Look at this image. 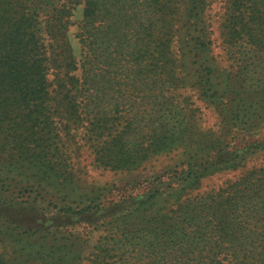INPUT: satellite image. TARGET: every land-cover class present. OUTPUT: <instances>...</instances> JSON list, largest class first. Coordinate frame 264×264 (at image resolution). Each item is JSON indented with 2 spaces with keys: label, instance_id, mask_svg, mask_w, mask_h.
<instances>
[{
  "label": "trees",
  "instance_id": "obj_1",
  "mask_svg": "<svg viewBox=\"0 0 264 264\" xmlns=\"http://www.w3.org/2000/svg\"><path fill=\"white\" fill-rule=\"evenodd\" d=\"M213 2L0 0V264H75V225L105 232L89 264H264V164L197 191L264 154V0ZM77 137L104 169L176 159L77 195Z\"/></svg>",
  "mask_w": 264,
  "mask_h": 264
},
{
  "label": "rangeland",
  "instance_id": "obj_2",
  "mask_svg": "<svg viewBox=\"0 0 264 264\" xmlns=\"http://www.w3.org/2000/svg\"><path fill=\"white\" fill-rule=\"evenodd\" d=\"M221 2L220 0H214L212 3V12L219 10ZM79 15V11H78ZM73 29V28H72ZM71 29V30H72ZM74 31V29H73ZM215 35V33L213 34ZM71 40L74 45L75 50H79V45L77 43V38H75L74 34H71ZM215 52L219 53L220 58L223 60V55L220 52L218 47H215ZM223 65H226L227 62L223 61ZM194 99L195 104L200 108L204 124L208 126L215 125L216 122V116L213 111V109L208 106L205 102L201 101L200 99H196L195 95L192 97ZM77 142L78 147H80L77 151L71 152V159L76 169V179L78 181V187L76 194H82L85 193L88 190L92 189H98L101 187H104V193L107 195L109 199L115 200L120 195L118 194V191L121 189L126 190V194H131L132 192H136L137 189L134 191L132 190V178L139 177L140 175H143L145 173H149L152 170H158L163 168L165 165L169 163H173L176 159V153L168 154V155H159V158H157L154 161H151V163H148L145 165V168L139 169V171H135L132 173V171H114L109 169H104L100 166H97L93 162L92 155L90 151L87 149V147L83 146L82 141L77 137L74 139ZM264 164V154H259L254 156L249 161L246 162L245 166L239 169H236L235 171H222L218 172L215 175L205 178L200 187L197 191H204L211 188H217L224 182L228 180H232L235 177L239 176L241 173H243L245 170L251 169L253 167H257L259 165ZM22 171H25L22 169ZM17 181L20 188H22V194L20 196V199L27 200L32 203H37L40 200L45 199V201L52 202V204H57L58 198L56 196L59 194H52L48 193L45 194L42 192L37 185H32L31 182H28L25 175L22 173L19 175H12ZM52 184L55 187H61V189L64 191L67 186H70L69 179L62 180L60 178H53ZM73 185V182H72ZM43 198V199H42ZM72 231L76 236H78V233L84 234L85 238H89V242L87 243V246H80L78 245L77 250L80 251V258L78 261H75V264H89L87 260L84 259V257L88 254V252L91 249V245L94 244V242L97 240V238L105 233L102 229L92 230V228H85L84 225H75L72 228Z\"/></svg>",
  "mask_w": 264,
  "mask_h": 264
}]
</instances>
